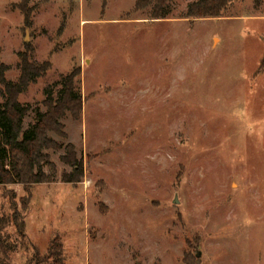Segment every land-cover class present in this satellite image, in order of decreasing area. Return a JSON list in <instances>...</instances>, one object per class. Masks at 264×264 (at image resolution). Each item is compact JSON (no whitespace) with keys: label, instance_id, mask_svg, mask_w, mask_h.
<instances>
[{"label":"rangeland","instance_id":"374dc122","mask_svg":"<svg viewBox=\"0 0 264 264\" xmlns=\"http://www.w3.org/2000/svg\"><path fill=\"white\" fill-rule=\"evenodd\" d=\"M136 1L0 0L6 78L26 44L50 62L22 104L77 70L82 110L51 135L84 166L64 182L52 150L53 181L0 185V215L24 224L3 229L0 264H264V0L204 18L172 0L160 19Z\"/></svg>","mask_w":264,"mask_h":264},{"label":"trees","instance_id":"16d2710c","mask_svg":"<svg viewBox=\"0 0 264 264\" xmlns=\"http://www.w3.org/2000/svg\"><path fill=\"white\" fill-rule=\"evenodd\" d=\"M172 0H137L134 11H142L152 5L151 18L160 19L167 15L168 4ZM234 0H197L188 5L185 17L204 18L220 17L227 6ZM259 6L262 0H253ZM24 14L26 24L29 23V12L20 7ZM31 48L26 44V49L18 53V68L20 74L16 80H9L5 73L8 66L0 62V90L4 100L0 104V185L22 184L28 187L38 183L53 181L56 177V166L49 159L52 150L64 149L60 160L71 167L70 172H63L64 182L77 183L84 174V166L77 157L72 143L63 144L51 134L67 138L62 119L70 113L78 117L82 110V97L76 90L77 70L60 77V80L45 89V98L32 107L19 101L20 94L36 80L45 75L50 68L49 61L36 62L30 60ZM33 112V120L24 127L28 113ZM48 167L49 173L44 170ZM23 205L26 201L23 200ZM15 211L10 216L0 215V244L2 245V231L11 220L18 223L22 235L24 224L18 221ZM22 232V233H21ZM60 246L55 241L50 247L49 256L58 255ZM57 262V260H56Z\"/></svg>","mask_w":264,"mask_h":264},{"label":"water","instance_id":"95a60500","mask_svg":"<svg viewBox=\"0 0 264 264\" xmlns=\"http://www.w3.org/2000/svg\"><path fill=\"white\" fill-rule=\"evenodd\" d=\"M175 201H177V199ZM197 256H199V253H197Z\"/></svg>","mask_w":264,"mask_h":264}]
</instances>
